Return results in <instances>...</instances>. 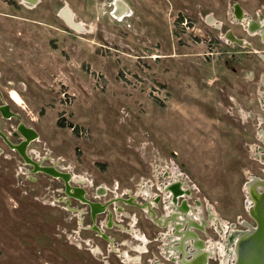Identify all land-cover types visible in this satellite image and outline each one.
Masks as SVG:
<instances>
[{"label": "rangeland", "instance_id": "374dc122", "mask_svg": "<svg viewBox=\"0 0 264 264\" xmlns=\"http://www.w3.org/2000/svg\"><path fill=\"white\" fill-rule=\"evenodd\" d=\"M235 2L264 15V0H0V90L38 132L29 153L84 177L89 198L107 188L99 201L127 191L141 200L173 165L201 217L253 223L244 186L264 176V45L236 21ZM28 167L0 154V264H118L89 214L82 227L61 199L62 181Z\"/></svg>", "mask_w": 264, "mask_h": 264}, {"label": "water", "instance_id": "95a60500", "mask_svg": "<svg viewBox=\"0 0 264 264\" xmlns=\"http://www.w3.org/2000/svg\"><path fill=\"white\" fill-rule=\"evenodd\" d=\"M233 15L235 19L241 22L246 19L245 27L248 33L256 32L260 36V40L264 45V16L259 15L258 19H251L247 13L244 12L238 2L233 4ZM226 35H229L233 41L240 44V38H237L230 31H227ZM261 61L264 63V54H259ZM264 79V78H263ZM264 98V95L261 97ZM2 115L6 118L16 116L19 119L16 130L14 133L20 140L18 143L11 142L8 137L0 131V137L11 148L17 151L18 155L23 161L24 165L30 166L27 168L28 173H44L53 178L59 179L63 183L64 196L61 197L66 206L71 210H75L81 213V210L72 208L69 206L70 198L85 203L88 207V212L91 218L90 229L94 230L103 239L113 242V239L105 233V231L97 224V216L100 214L106 215L104 225L107 228L116 225L113 216L116 213L125 214L122 206L117 205L118 202L127 204L133 207H138L142 211H146L148 217L156 223L158 227L167 228V232L163 235L162 245L160 251L162 256L170 263L175 264H209L208 260L213 257L214 254L210 253L207 249L205 241L199 237L198 232H204V225H206L205 219L202 217L200 220L193 219L188 215L190 208L197 207L199 201L196 200V205L188 203V197L190 196V188L185 185L187 177L183 180L168 179L163 185L160 186L161 193L153 195L151 199L144 203L138 202L134 194H114L112 197L99 201L92 200L86 197L87 191L84 187L85 179L74 177V175L63 170L62 167H57L56 162L44 164V159H48L44 156L41 159H36L28 152V145L38 139V132L31 126L22 122L20 115L12 113L7 105L0 106ZM261 133L260 141L264 142V128L259 129ZM260 152L258 159L264 161V150L261 146L257 147ZM179 177V176H178ZM246 192L250 199L249 206L247 207V213L253 221V224L247 220H241L240 224L244 231L235 229L233 234L236 236L231 246L234 249L233 261H229L226 264H264V176H252L245 182ZM162 194V195H161ZM97 197L106 195V188L104 186H98L95 190ZM164 196V197H162ZM144 199V197H142ZM161 199L162 204V217H157L154 208L157 207L158 201ZM111 206V208H110ZM181 215L179 216V214ZM249 228V230H247ZM198 231V232H197ZM231 238L228 239L230 241Z\"/></svg>", "mask_w": 264, "mask_h": 264}, {"label": "flooded vegetation", "instance_id": "af4514ba", "mask_svg": "<svg viewBox=\"0 0 264 264\" xmlns=\"http://www.w3.org/2000/svg\"><path fill=\"white\" fill-rule=\"evenodd\" d=\"M261 13H258L257 14V17L256 18H252V19H258L259 18V15H260ZM264 16V15H263ZM244 30L245 31H247V29H246V27H245V25H244ZM248 32V31H247ZM255 35H258V34H255ZM258 38H259V40H260V36L258 35ZM260 42H261V40H260ZM262 43V42H261ZM3 96H4V94L2 93V91L0 90V106H2V105H7L8 106V109L12 112V113H16V114H19L18 112H16V111H14L12 108H11V106L9 105V103H7L4 99H3ZM20 115V114H19ZM20 118H21V116H20ZM12 120H14V121H12ZM18 122H19V119H18V117H16V116H11V117H9V118H6V117H4L3 115H2V113H1V111H0V131L2 132V133H4L7 137H8V139L11 141V142H13V143H18L19 142V140H20V138L19 137H16V135L14 134V133H17V130H16V127H17V124H18ZM0 140H1V142H2V144L4 145V147H0V154H3L4 152H5V148H8V149H10V150H13L14 152H15V154L16 155H18V153H17V151L16 150H14V149H11L4 141H3V139L0 137ZM30 145V144H29ZM29 145H28V152H29ZM30 154V153H29ZM31 155V154H30ZM19 156V155H18ZM20 157V156H19ZM32 157H34V155H32ZM44 157V155H40V156H35V158L36 159H41V158H43ZM22 160V159H21ZM22 163H23V161H22ZM44 163V162H43ZM51 163V162H50ZM173 166V165H172ZM57 167L59 168V167H61V166H58V164H57ZM174 167V166H173ZM176 167V166H175ZM28 168H30V166L28 167ZM178 168V167H177ZM168 180V179H167ZM167 180H165L164 182H162V183H159V185L161 186V185H163L165 182H167ZM146 184V185H145ZM186 186H188V185H186ZM189 188H190V186H188ZM144 189H148V190H146V191H149L150 192V194L153 196V195H156L157 193H161L162 191H161V188L160 187H158V185L156 186V190H157V192H152L151 190H150V188H149V185H148V183L147 182H145L144 183ZM123 194H124V192H122ZM121 193V194H122ZM115 194V193H114ZM114 194H112L110 197H112ZM118 194V193H117ZM190 194H191V191H190ZM162 195V194H161ZM63 196H64V194H63ZM62 196V197H63ZM124 196H126L125 194H124ZM151 196V197H152ZM86 197H88V194H86ZM110 197H108V198H110ZM140 197H143L142 195H140ZM162 197H164V196H162ZM190 197V196H189ZM188 197V198H189ZM89 198V197H88ZM107 198V199H108ZM89 199H92V200H96L97 199V196L94 194L93 196H91ZM137 200V199H136ZM78 201V200H77ZM138 202H143L144 201V203L146 202V201H148V197H146L145 195H144V199H141V200H137ZM78 202H80V201H78ZM82 205L80 206V207H74V208H76V209H79V210H81V213H80V219H81V223H80V225L82 226V227H85V226H83V223H84V217L82 216V214L83 213H86V214H89V212H88V207H87V205L85 204V203H82V202H80ZM163 202L161 201V199L158 201V205H157V207L156 208H154V210H155V212H156V215H157V217H160V218H164V217H162V213H163V210H162V204ZM188 203L189 204H191L190 202H189V200H188ZM117 205H120V206H122L123 207V209H124V212H125V214H121V213H116L115 214V216H113V219H114V221H116V225H113V227H111V228H107L105 225H104V223H103V221L105 222V220H106V215H105V219L104 220H101V219H99V218H97V224L98 225H100V227L106 232V230H111V229H114V230H116L117 232H119V233H122L123 235L124 234H126L127 236L128 235H130L131 236V234L128 232V230L130 229V225H129V223H127L126 221L128 220V221H131L132 220V217L133 216H135V214H136V212L135 211H137L139 208L138 207H133V206H130V205H127V204H123V203H121V202H118L117 203ZM192 205V204H191ZM196 205V204H195ZM69 206H70V204H69ZM125 206H127V207H133V209H134V211H130V210H126L125 209ZM110 208H111V206H110ZM141 212H142V214H144V220L145 221H147L149 224H150V230H149V237H148V233H147V230H146V227L144 226V245H145V247H144V252H148L149 250L146 248V245L148 244V243H150V244H152L153 245V249L154 250H152V254L153 253H156L157 254V256L156 255H154L153 254V257L152 258H150V259H147V261H146V263L145 264H161V263H163V262H161V259H163L164 260V262H166V263H168V264H175V263H170V262H168L163 256H162V254H161V251H160V247H161V245H162V241H163V235H165L166 234V232H167V228H161V227H158L157 225H156V223L154 222V221H152V219L150 218V217H148L147 216V214H146V211L144 210V211H142L141 209H139ZM118 214V218H116V215ZM211 215H212V213H210L209 215H208V217L206 218V217H204L203 215H202V217L205 219V221H206V225H204V232H198V235H199V237L200 238H202L204 241H206L208 238H210L209 237V234H208V232H207V229L208 228H213V226L212 225H208L207 226V222H208V220L211 218ZM90 216V215H89ZM91 219V218H90ZM78 223H79V221H78ZM92 223V222H91ZM134 224L136 225L135 227L139 230V225H140V222H139V220L136 218V216H135V222H134ZM253 224V223H252ZM91 225V224H90ZM90 225L87 223V225H86V227L87 228H90ZM94 231V230H93ZM95 232V231H94ZM216 232L218 233V231L216 230ZM95 234H97L96 232H95ZM107 234V233H106ZM121 234V235H122ZM98 235V234H97ZM110 236V235H109ZM101 237V236H100ZM112 239H113V242H112V246L113 247H111L110 246V242L109 241H107V240H105L106 241V244H107V246H108V250L109 251H113V253L116 255V256H118V257H120V253H119V250H120V248L119 247H117L116 246V242L118 243L119 241L118 240H116L114 237H112V236H110ZM102 238V237H101ZM103 239V238H102ZM125 242V241H124ZM123 242V244L124 245H126L127 243H124ZM211 259H216V260H219V256L216 254V253H214V256L213 257H210L209 258V260H208V263L209 264H212L211 263ZM218 264H220V260H219V262H218Z\"/></svg>", "mask_w": 264, "mask_h": 264}, {"label": "bare ground", "instance_id": "6f19581e", "mask_svg": "<svg viewBox=\"0 0 264 264\" xmlns=\"http://www.w3.org/2000/svg\"><path fill=\"white\" fill-rule=\"evenodd\" d=\"M23 2L25 4H27L29 7H33L35 6V4L37 3V0H23ZM120 6V5H118ZM127 11L126 10H123L122 13H126ZM61 13L63 14V16L65 17L64 19L67 21L68 24L72 25L73 27H78V25H76V22L73 21V13L71 12L70 9H68L65 5V7H62L61 9ZM121 14V13H120ZM123 16V15H122ZM212 20V19H211ZM237 21V20H236ZM239 22V21H238ZM247 22L246 19H243L240 23H242L243 25H245ZM251 34H258L256 32H251ZM226 37H228L231 41L233 40L229 35H226ZM240 44L241 45H247V41L244 40V39H241L240 40ZM263 76V75H262ZM262 97V96H261ZM12 99L16 102V103H19L21 101V98L19 95H13L12 96ZM260 102H261V105L262 107L264 108V98H261L260 99ZM242 110V109H241ZM244 112V111H243ZM243 115V114H242ZM262 119V118H261ZM264 121V120H263ZM257 136L258 138L260 139L261 137V133L259 131V129L257 130ZM38 140V139H37ZM260 141V140H259ZM261 142V141H260ZM264 143V142H262ZM256 148V147H255ZM37 153V152H36ZM259 151L257 150L256 152V156L259 155ZM42 156V155H41ZM35 157V156H34ZM57 161V160H56ZM261 163L264 164V161H261L259 160ZM62 166V165H61ZM65 168V167H64ZM172 172V175H169V179H181L183 180L184 177H182V172L180 171L179 168L177 167H173L171 166V170ZM167 173V172H166ZM76 175V174H75ZM78 175V174H77ZM250 175V174H249ZM82 176V175H81ZM179 176V177H178ZM74 177H78L80 179H83L84 180V177H80V176H74ZM252 178V175H250V177L248 179H251ZM87 181V180H86ZM88 182V181H87ZM85 182V183H87ZM187 183V179L185 181ZM146 185V184H145ZM185 183L182 185L183 187H185ZM158 187H160V185L158 184ZM107 189V188H106ZM244 189L246 190V186H244ZM148 189H142V194L145 195L146 197H148L149 199H151V194L149 191H146ZM141 192V191H140ZM139 192V193H140ZM246 203H247V207L249 206V203H250V199L247 195V192H246ZM201 213V208L199 205H197V207H192L190 208L189 212H188V215H190L191 218L193 219H197V220H200L202 217L200 215ZM181 215V213L179 214V216ZM217 220V217L215 216V213L212 212V215H211V219L208 220V225H212L219 233V240H213L211 238H208L206 241H205V244H206V247L207 249L210 251V253H212V255L214 253H216L218 256H219V260H220V264H226L229 260L230 261H233V258H234V249L233 247L231 246L232 242L235 240L236 236L233 234V231H235V229H239L240 231H244L246 228H235L234 226V223H228L225 219L223 218H220L219 221L220 223H218ZM211 221V223H210ZM216 221V222H215ZM135 216L132 217V220H131V228L129 229L131 235L140 241L139 245H137L136 247L138 248V250H141L143 247H145L144 245V235L138 230L135 228ZM247 230H249V228H247ZM231 238L230 241H228V239ZM231 244H230V243ZM137 250V251H138ZM126 251V250H125ZM123 251L122 255H123V259L125 261V263H129L130 260H129V255ZM144 251V250H143ZM139 257V256H138Z\"/></svg>", "mask_w": 264, "mask_h": 264}, {"label": "crops", "instance_id": "0c3cea01", "mask_svg": "<svg viewBox=\"0 0 264 264\" xmlns=\"http://www.w3.org/2000/svg\"><path fill=\"white\" fill-rule=\"evenodd\" d=\"M115 189H117V187ZM125 209L129 210V208L127 206H125ZM135 212H136L135 216L140 222L139 231L144 235V226H145L146 230H147V233H148V237H149L150 224L147 221L144 220V214L138 215L137 214L138 211H135ZM116 218H118V214L116 215ZM126 222L129 223V225L131 223V221H128V220ZM106 231H107V233L110 236L114 237L116 240L119 241L118 245L123 246L122 250H119L120 257L116 256L118 258V260H119L118 264H145L147 259H150V258L153 257V254L157 256L156 253L152 254V250H154V249H153V245L150 244V243H148L146 245V248L149 251L148 252H144L143 251L144 247L141 250H138L136 245H139V244H137L139 242L134 240L130 235H128V236L126 234L121 235L122 233H119V232H117L114 229L106 230ZM124 241L127 243L126 245L123 244ZM123 251H125L129 255V260H130L129 263H127V262L125 263V261H124L123 255H122ZM161 262H163L161 264H168V263L164 262L163 259H161Z\"/></svg>", "mask_w": 264, "mask_h": 264}]
</instances>
